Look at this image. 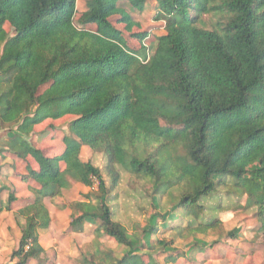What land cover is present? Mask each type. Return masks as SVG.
Returning a JSON list of instances; mask_svg holds the SVG:
<instances>
[{
  "label": "trees",
  "instance_id": "obj_1",
  "mask_svg": "<svg viewBox=\"0 0 264 264\" xmlns=\"http://www.w3.org/2000/svg\"><path fill=\"white\" fill-rule=\"evenodd\" d=\"M122 1L139 12L156 2L165 33L150 56L144 44L128 42L127 33L139 43L148 33L131 31L138 24ZM76 2L0 0V156L20 161L21 181L34 182L39 194L21 199L13 187L5 205L0 196V214L12 211L20 225L14 264L44 253L39 232L51 223L45 198L70 210L71 231L94 224L79 264H204L218 249L221 264H229L227 250L241 254L225 240L236 239V229L220 230L208 244L198 239L222 225L219 213H208L214 193L224 196L221 209L232 195L245 196L241 208L255 210L261 237L250 264H264V0H86L83 11ZM116 14L123 29L110 20ZM203 15L217 17L211 27ZM67 117L65 131L49 124L61 134L57 151L47 154L28 140L37 125ZM82 146L105 157L109 183L80 158ZM116 166L129 184L167 195L172 209L156 211L147 228L136 225L130 234L108 204ZM74 182H96L97 189L60 203ZM175 211L182 216L171 225ZM160 224L191 248L169 250L174 239L157 238L153 246L139 240L159 234ZM103 237L127 251L118 256Z\"/></svg>",
  "mask_w": 264,
  "mask_h": 264
},
{
  "label": "rangeland",
  "instance_id": "obj_2",
  "mask_svg": "<svg viewBox=\"0 0 264 264\" xmlns=\"http://www.w3.org/2000/svg\"><path fill=\"white\" fill-rule=\"evenodd\" d=\"M86 0H77V10L82 11L85 9ZM119 7L132 18L138 27H133L132 32L147 31L148 37L139 43L136 39L126 34V38L130 45L138 49L140 45L144 44L146 48V54L150 56L155 48L156 39L158 36L165 33L163 20L157 19V5L154 1H149L144 10L139 12L132 9L131 5L127 1L119 3ZM214 15H203L207 27H211L216 20ZM119 15H113L110 20L114 25L123 29V24H118L117 20ZM89 28L94 29V26ZM69 117L63 118L59 121L52 122L46 120L43 123L37 125L33 132L29 135L28 140L36 147L41 148L44 152L49 154L58 150V146L61 145V134H58L55 130L65 131ZM52 123L55 128L50 127ZM57 130V131H58ZM57 135V136H54ZM80 158L83 161H91L97 166L106 183H109V176L106 172V159L102 154L93 153L87 146H82L80 152ZM118 172V184L116 188L110 193L108 204L111 207L114 217L120 221L131 234L137 229L140 231L143 228H147L151 216L158 211L159 213H165L172 209V205L169 202L167 195H155L152 192L151 185L136 183L135 185L129 184L128 174L120 167H115ZM26 170L22 163L14 159L10 155L0 156V196L2 205L6 204L7 193L13 187H16L19 191V197H32L38 196V191L34 182L29 181L27 184L21 181V175H25ZM97 189L96 182L93 187H86L82 184L71 183L70 187L63 190L62 198L58 201L60 203H69L72 201L82 200L86 193H93ZM225 192L224 190H221ZM172 196L177 194V190L174 189L170 193ZM225 198L227 196L225 195ZM224 196L221 193H214L209 197V210L211 217L216 215L220 216L222 225L220 229L215 228L210 231L207 236L199 235L198 239L208 244L215 240L219 236L220 230L224 232L236 229V239L226 240L227 245L231 247H239L241 254H233L231 250H227L225 259L231 262H240L241 264H250L253 260L251 254L255 250L254 244L260 240L258 234V222L254 215V209L244 210L241 208L245 203V196L236 197L230 196L223 202L224 207L228 209H221V203ZM21 202L19 200L18 205ZM50 215L51 223L49 228L40 230L39 241L44 248V253L37 260H30L29 264H40L45 260H51L52 264H79L78 255L80 247L87 245L93 238L95 226L90 221L85 222L81 231H71L69 223V209H59L53 205L48 198L43 200ZM221 209V210H220ZM69 214V215H68ZM182 216L180 211L170 212L167 217L168 223L176 225L180 222ZM23 223V220H20ZM160 233L157 235H141L139 240L145 245L153 246L157 238L174 239L175 242L169 250H184L188 251L191 248V242L181 241L176 238V234L173 231L166 230L164 224H160ZM137 230V231H138ZM20 235V225L16 224L14 214L12 211L4 210L0 214V264H14L15 260L11 259V253L17 248L18 240ZM103 243L110 248L116 250V254L121 256L125 251L126 247H117L116 243L112 239L106 237L102 238ZM135 241V239H133ZM221 250H214L209 256V260L205 261L204 264H221L219 258L222 257ZM254 257V256H253ZM257 258V257H256ZM257 262L262 259L258 256ZM207 259V258H206ZM162 264H166L162 262ZM185 264V263H183ZM197 264V263H196ZM225 264H228L225 263Z\"/></svg>",
  "mask_w": 264,
  "mask_h": 264
},
{
  "label": "crops",
  "instance_id": "obj_3",
  "mask_svg": "<svg viewBox=\"0 0 264 264\" xmlns=\"http://www.w3.org/2000/svg\"><path fill=\"white\" fill-rule=\"evenodd\" d=\"M83 10H84V9H83ZM83 10H82V11H83ZM75 184H79V183H75V182H74V183H73V186H74ZM65 209H68V208H65ZM65 209H63L62 211H63V212H66ZM69 214H70V213H69ZM69 214H68V215H69ZM50 216H51V215H50Z\"/></svg>",
  "mask_w": 264,
  "mask_h": 264
}]
</instances>
